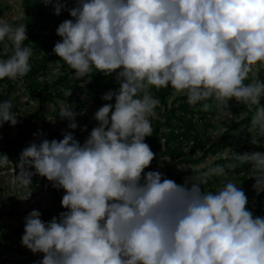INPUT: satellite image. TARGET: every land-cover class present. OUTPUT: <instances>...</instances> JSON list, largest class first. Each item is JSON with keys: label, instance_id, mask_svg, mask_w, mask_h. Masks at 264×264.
I'll return each instance as SVG.
<instances>
[{"label": "clouds", "instance_id": "clouds-1", "mask_svg": "<svg viewBox=\"0 0 264 264\" xmlns=\"http://www.w3.org/2000/svg\"><path fill=\"white\" fill-rule=\"evenodd\" d=\"M42 2L57 16L66 9L61 0ZM66 10L71 19L56 30V63L77 79L95 70L119 86L102 97L109 103L94 114L98 126L82 145L69 131L22 150L19 184L39 176L65 193L58 217L44 222L38 210L25 217L22 246L42 254L39 264H264V217L247 209L235 183L206 192L199 182L145 172L155 159L145 142L159 105L152 87L171 86L193 106L235 100L254 107L249 131L264 136V80H249L264 67V0H75ZM5 39L14 52L0 60V80H15L30 71L26 24L0 19ZM11 108L0 103V126L17 124ZM76 115L59 113L73 131ZM8 161L0 153V165ZM236 162L251 165L253 187L264 191V152L235 154L234 162L204 175L224 176Z\"/></svg>", "mask_w": 264, "mask_h": 264}, {"label": "trees", "instance_id": "trees-1", "mask_svg": "<svg viewBox=\"0 0 264 264\" xmlns=\"http://www.w3.org/2000/svg\"><path fill=\"white\" fill-rule=\"evenodd\" d=\"M25 11L31 15L37 14L39 20L34 22V26L39 31L31 34L27 40L23 41L22 47H26L29 43H33L31 47L32 56L29 59L30 71L23 77H17L15 80L4 78L0 80V103L10 101L12 108L10 111L18 118V105L12 98L13 92L19 80L23 79L28 91L35 95L38 99V107L28 119L32 126H35L47 114L45 104H57V100H66L72 105L75 103L76 109L81 110V99L74 93L79 89L82 82L88 81L95 94V102L98 108L102 107L106 102L102 97L110 91L117 90L119 82L114 76L105 77L101 73H96L93 70L88 76L82 79H77L72 69H70L63 61L59 63L62 66L63 73L55 81H47L38 79L40 74L46 76L51 68V63L58 61V57L53 54V47L58 38L56 30L58 26L65 20L71 19L66 9L75 7V0H61V3H66V9L61 11L59 16L54 14L52 4L45 6L42 0H23ZM55 2V0H53ZM32 19V17H29ZM12 53L14 47H12ZM7 58V57H6ZM6 60V59H5ZM257 78L264 80V68L261 69ZM245 83H248L245 81ZM150 94L159 100V105L155 109L156 113L161 114L160 118L150 117L152 128L151 136L145 138V142L150 146L155 153V159L152 161L149 168L145 172L155 171L161 160L169 159L170 164L167 173L164 176L174 180L177 184H185V179L188 175L198 176L199 171H181L182 166L197 165L209 156H218L223 153L229 143V138L232 132L245 127L244 145L234 152H231L226 158L217 159V166H226L230 162H234L235 154L264 152V141L261 139L259 144L254 145L251 140L255 137L254 132L249 131L252 114L248 115L240 121H233L231 128L227 130L219 141L208 145L204 141L210 129L215 128L213 113L211 111H203L201 109L202 102L196 105H190L187 102L186 95L177 96L171 86L162 88H150ZM69 94H71L69 96ZM173 98L171 103L168 101ZM114 105L115 101H110ZM82 104H84L82 102ZM237 102L232 100L229 102V108L236 111ZM261 106H264V98L261 99ZM254 113V109L252 110ZM163 113V114H162ZM11 125L10 123H5ZM89 133L87 128H79L73 135L81 145L85 142L82 140L83 134ZM190 148V157H184L185 149ZM6 147L0 144V153L6 154ZM195 153H202L196 159L193 157ZM12 161L19 164L17 153H9ZM234 169H226L230 175L240 183V188L248 194L249 197L255 196L253 189V180L250 178L252 172L251 165H240L238 162ZM207 169H201V172H207ZM220 182L218 176H212L206 182H199L203 190L207 188L213 192ZM228 183L225 181L224 184ZM259 204L246 205L254 216L264 217V191H261L257 196Z\"/></svg>", "mask_w": 264, "mask_h": 264}, {"label": "rangeland", "instance_id": "rangeland-1", "mask_svg": "<svg viewBox=\"0 0 264 264\" xmlns=\"http://www.w3.org/2000/svg\"><path fill=\"white\" fill-rule=\"evenodd\" d=\"M29 17H32V19ZM0 19L7 21L13 26L26 24L27 37L39 31L34 26V22L39 20L37 14L32 16L31 13L26 12L23 0H0ZM12 47H14L12 42L7 39L0 42V60L8 59L13 54ZM26 47H33V43H29ZM56 62L51 63V68L46 76L42 74L38 76L40 81L44 79L49 82L55 81L62 75V66ZM263 68L254 69L253 73H250L249 80L257 78L258 72ZM246 81L249 82L248 80ZM74 93L81 99L80 104L82 108L80 111L76 109L75 103L72 105L66 100H57L56 105L45 104V108L48 111L46 116L39 120L35 126H32L28 119L37 109L38 99L28 91L23 79L19 80L15 87L12 98L18 105L19 110L17 124L12 126L4 123L0 126V144L6 147L5 153L9 158L7 164L0 165V264H39L43 258L42 254L34 255L21 244V238L24 234L25 217L32 210H38L41 212V219L44 222H49L53 217H58L61 212L65 211L61 207V200L65 194L64 191L54 189L46 178L34 176L30 185L22 186L19 184L17 180L18 164L11 160L9 153L16 152L19 161L22 150L31 143H39L42 139L49 141L53 139L61 140L63 139L62 133L71 131L74 134L79 128L83 127L89 131V133L83 134L82 140L85 141L92 129L98 126V122L93 117L99 108L95 102L94 91L88 81L82 82L79 89ZM183 95L177 94V96ZM172 100L173 98L168 103L170 104ZM204 103L210 105L207 111L213 113V121L215 123V128L210 129L207 136L203 139L208 145L219 141L222 135L231 128L233 121H240L248 115L254 114L252 112L254 107L250 108L243 104L237 103L236 111H232L229 108V104L217 105L214 101L210 100L202 102L200 106L202 110ZM62 109H69L77 114L76 123L78 127L74 131L68 128L67 120L60 118L59 113ZM160 117L161 114L156 113L155 119ZM244 133L245 127L233 131L225 151L218 156H209L197 165L182 166L180 168L181 171H199L198 176L188 175L185 179H189L190 182H206L212 178V176H205L206 172H201V169L209 170L216 167L217 159L226 158L231 152L240 149L245 143V140L241 136ZM254 136V138H261L264 141V136H259L257 132H254ZM189 150L190 148L185 149L184 157H190L191 153ZM201 154L195 153L193 157L198 159ZM169 164V159L161 160L155 171H159L164 175L167 173ZM226 173L224 176H218L220 182L216 191L224 186L225 181L233 182L240 187V183L229 172ZM255 175V172L252 170L250 178L253 180V185L255 184ZM204 191L213 192L208 188ZM254 191L255 196L253 197H249L245 193L248 203L251 205L259 204L257 196L261 192H257L255 189ZM29 192H31L30 198L21 200Z\"/></svg>", "mask_w": 264, "mask_h": 264}, {"label": "built area", "instance_id": "built-area-1", "mask_svg": "<svg viewBox=\"0 0 264 264\" xmlns=\"http://www.w3.org/2000/svg\"><path fill=\"white\" fill-rule=\"evenodd\" d=\"M61 38L60 37H58L57 38V40H56V43L60 40ZM54 48V47H53ZM53 54H54V52H53ZM55 55V54H54Z\"/></svg>", "mask_w": 264, "mask_h": 264}]
</instances>
